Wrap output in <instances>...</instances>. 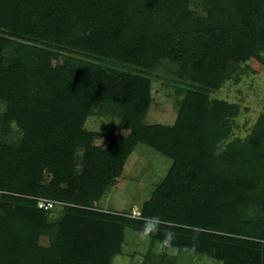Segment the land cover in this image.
I'll use <instances>...</instances> for the list:
<instances>
[{
  "label": "trees",
  "instance_id": "16d2710c",
  "mask_svg": "<svg viewBox=\"0 0 264 264\" xmlns=\"http://www.w3.org/2000/svg\"><path fill=\"white\" fill-rule=\"evenodd\" d=\"M202 2L205 17L183 0H0V264H113L126 226L223 264H264V114L245 139L231 140L240 105L207 90L231 63L261 58L264 0ZM65 51L142 70L54 64ZM164 57L203 87L187 91L173 126L147 125L145 73ZM103 104L118 106L130 133L96 144L85 124ZM139 142L172 158L165 180L133 222L93 209ZM38 197L73 203L53 219L56 206L41 209Z\"/></svg>",
  "mask_w": 264,
  "mask_h": 264
},
{
  "label": "rangeland",
  "instance_id": "374dc122",
  "mask_svg": "<svg viewBox=\"0 0 264 264\" xmlns=\"http://www.w3.org/2000/svg\"><path fill=\"white\" fill-rule=\"evenodd\" d=\"M186 6L198 16L205 17L203 0H183ZM64 57L54 61L56 65H64L65 60L77 63L100 64L114 69L141 71L142 68L125 64L114 59L101 58L95 54L64 52ZM185 64L172 58L164 57L158 64L147 70L145 75L151 80V103L144 117L147 125L162 124L173 126L179 115L182 102L187 91L193 87H203V83L193 77L192 70ZM139 69V70H138ZM211 99L225 100L228 103L240 105L236 116L229 118V139H245L252 131L258 117L264 114V51L261 58L252 57L244 63H231L225 77L217 87L207 88ZM6 105L0 102V113ZM118 106L103 104L96 107L88 118L85 127L96 136V144H106L111 134L127 136L130 130L122 125ZM9 133L11 139H17L20 131L15 123ZM84 148L78 149L77 172L83 170L82 156ZM172 158L156 148L139 142L127 158L123 172L113 183L107 186L101 196L92 202V208L103 211H113L127 218H137L143 205L151 198L154 190L161 184L171 168ZM45 182H48L47 178ZM55 200L53 198H47ZM51 211V218L62 217L65 207L72 204L66 200H58ZM255 205V204H254ZM247 205L245 211L252 216L259 212L257 205ZM256 212V213H255ZM171 224V223H169ZM41 242L48 243L43 236ZM113 264H223L222 261L180 247L170 248L168 242L155 239L148 233H143L133 226L124 229L122 251L112 257Z\"/></svg>",
  "mask_w": 264,
  "mask_h": 264
},
{
  "label": "built area",
  "instance_id": "2783aa9c",
  "mask_svg": "<svg viewBox=\"0 0 264 264\" xmlns=\"http://www.w3.org/2000/svg\"><path fill=\"white\" fill-rule=\"evenodd\" d=\"M56 203H58L56 200H51V199L49 200L44 197L37 198V205L41 209H46V210L52 209L55 207Z\"/></svg>",
  "mask_w": 264,
  "mask_h": 264
}]
</instances>
